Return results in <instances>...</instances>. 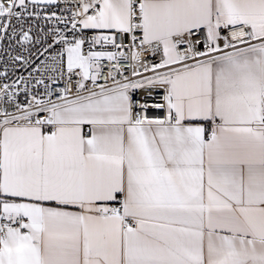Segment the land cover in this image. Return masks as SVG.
Returning <instances> with one entry per match:
<instances>
[{
	"label": "snow or ice",
	"instance_id": "6c2138e0",
	"mask_svg": "<svg viewBox=\"0 0 264 264\" xmlns=\"http://www.w3.org/2000/svg\"><path fill=\"white\" fill-rule=\"evenodd\" d=\"M0 264H264V0H0Z\"/></svg>",
	"mask_w": 264,
	"mask_h": 264
}]
</instances>
